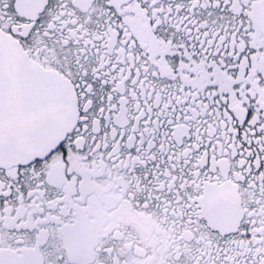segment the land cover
<instances>
[{
  "label": "snow or ice",
  "instance_id": "6c2138e0",
  "mask_svg": "<svg viewBox=\"0 0 264 264\" xmlns=\"http://www.w3.org/2000/svg\"><path fill=\"white\" fill-rule=\"evenodd\" d=\"M0 264H264V0H0Z\"/></svg>",
  "mask_w": 264,
  "mask_h": 264
}]
</instances>
